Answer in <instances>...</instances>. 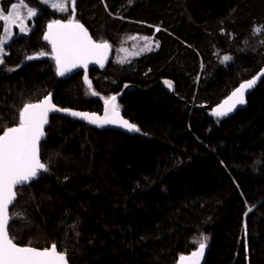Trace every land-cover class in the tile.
<instances>
[{"label":"trees","instance_id":"trees-1","mask_svg":"<svg viewBox=\"0 0 264 264\" xmlns=\"http://www.w3.org/2000/svg\"><path fill=\"white\" fill-rule=\"evenodd\" d=\"M28 1L33 27H15L0 63V134L48 93L60 107L101 112L126 83L117 106L139 131L51 115L40 145L47 171L18 187L10 208L14 242L55 244L70 264H175L201 242L204 264H264V77L229 118L196 107L218 103L263 65L264 31L253 30L264 26V0H72L75 20ZM59 18L98 40L141 32L159 45L63 79L44 39Z\"/></svg>","mask_w":264,"mask_h":264},{"label":"snow or ice","instance_id":"snow-or-ice-1","mask_svg":"<svg viewBox=\"0 0 264 264\" xmlns=\"http://www.w3.org/2000/svg\"><path fill=\"white\" fill-rule=\"evenodd\" d=\"M52 6L61 11L65 10L60 4H53ZM28 15L29 17L35 16L36 11L29 8ZM0 19L5 20V22L22 21V16L14 5L7 15L0 12ZM48 29L49 31L44 38L52 44L58 75H64L71 67H76L78 64L86 66L88 61L93 58L98 63L102 62L108 45L93 42L79 23L70 20L68 23L62 24L55 21L48 25ZM21 31L23 32L25 29L22 27ZM253 31L254 33L264 31V26ZM5 43V38L0 37V54H3ZM40 55L44 54L41 53ZM32 58L28 57V59ZM228 59L230 58L224 57L225 61ZM2 62L0 59V63ZM260 75L264 76V72ZM259 78L260 76H257L240 84L224 104L214 111V114L222 117L231 112L237 105L244 104L246 102V90L251 89ZM115 101V96L105 101L107 107L103 123L119 122L129 131H139L135 125L120 119L119 109ZM54 110L70 111L55 108L51 104L50 96L45 97L39 103L25 104L19 112L18 125L7 127L0 135V264H67L66 253L58 251L55 244L50 248L45 247L43 250L32 246H18L8 231L9 222L14 219V216L10 215L9 212V206L15 202L17 197V192L14 189L37 177L39 172L47 171V166L39 158L38 145L44 136L43 127L47 123L48 113ZM70 114L87 119L91 123H97L99 120L94 114L79 112H70ZM203 239L206 240L207 238L204 237ZM205 247V243L201 242L198 251L192 253L194 264H199V258L203 255ZM184 259L181 257V262Z\"/></svg>","mask_w":264,"mask_h":264},{"label":"water","instance_id":"water-1","mask_svg":"<svg viewBox=\"0 0 264 264\" xmlns=\"http://www.w3.org/2000/svg\"><path fill=\"white\" fill-rule=\"evenodd\" d=\"M55 21H59L60 23L64 24V23H68L70 20H66V19H62V18H59V19H56L54 21H51V22H48L45 26V30H44V37H45V34L48 33L49 29H48V25L49 24H52L53 22ZM73 21V20H71ZM74 22H77L79 23L80 25L83 26V28L85 29V31L88 33V36L91 38V40L95 43H106L108 45V48L105 50V53H104V58L102 60V62L98 63L96 62V60L93 58V59H90L87 63V65H83V64H78L76 67H71L70 70L66 71L64 73V75H58L57 74V66H56V74L58 77L60 78H63V79H66L68 77H70L71 75L77 73V72H84L85 76L86 74L88 73V71L91 69V68H95V69H98V70H102L103 68H105V66L108 64V62L110 61L111 57H112V46L109 42H100V41H97L93 36L92 34L90 33V31L88 30V28L84 25V23H82L81 21H74ZM45 39V38H44ZM46 40V39H45ZM49 44H50V47H51V51L53 53V55L55 56V53L53 52V47H52V44L46 40ZM55 65H56V61H55ZM264 72V63L262 65V67L259 69V71H257L253 76L241 81L239 84H237L224 98H222L218 103L214 104V105H197L196 107L197 108H203L207 111V113L210 115V116H213V117H217L219 119H226V118H229L231 117L234 113H236L238 110L240 109H243L247 106V103H248V96L252 93V91L255 89V87L260 83V81L263 79L264 76H261L260 74ZM257 76H260V78L257 80V83L251 88V89H248L246 90L245 92V103L244 104H239L237 105L231 112L227 113V115H224L222 117H218L214 114V111L217 110L220 105L224 104V102L228 99L229 96H231V94L236 90V88H238L240 86V84L242 83H245L247 82L248 80H251L253 79L254 77H257ZM161 83L162 85L164 86L165 90L168 92V93H171L174 97H176V94H175V86H174V83L172 80L170 79H167V78H164L161 80ZM131 88V85L126 83L123 88L117 92V93H114L112 95H110L108 98H106L104 100V103H103V108L101 110V112H97V111H91V110H79V109H73V108H65V107H60L58 106L57 104L54 103L53 101V93H48L45 97H48L50 96V99H51V104L55 106V108L57 109H68L70 110L69 112H65V111H50L48 113V118L51 116V115H61V116H65V117H70L72 119H75V120H79L81 122H84V123H87L89 124L90 126L92 127H95V128H98V129H111V130H116V131H121V132H124V133H127L129 135H132L134 133H136V131H129L127 128L121 126V124L119 122L117 123H103V120H104V117H105V114H106V104H105V101L108 100L109 98L115 96L116 97V101H115V104L116 106L118 105L119 103V100L122 98V96L127 92L129 91ZM45 97H43L42 99L38 100V101H34V102H30V103H27V104H35V103H39L41 100H43ZM119 109V108H118ZM70 112H79V113H88L89 115H95L96 117L99 118V120L97 121V123H91L89 122V120L87 119H83V118H80V117H75V116H72L70 114ZM119 115H120V119L121 120H126L128 121L129 123L135 125L137 127V125L133 122H131L129 119H127L122 111L119 109ZM48 118H47V123L44 125L43 127V131H44V136L41 138V140L39 141V158L41 160V157H40V145L43 141V139L45 138V130H46V127H47V124H48ZM18 125V124H17ZM17 125H14V126H17ZM14 126H11V127H14ZM138 128V127H137ZM6 130V129H5ZM3 132L0 134L2 135ZM42 162V161H41ZM43 163V162H42ZM40 174V172H39ZM39 174L37 175V177L31 179L30 181H28L27 183L23 184V185H20V186H17L16 189L18 187H23L25 185H27L28 183H31L33 182L34 180H36L39 176ZM16 189H14L16 191ZM13 205V204H12ZM12 205L9 206V212H10V208L12 207ZM11 221V220H10ZM10 223V222H9ZM17 244V243H16ZM18 246H29V245H20V244H17ZM206 247L204 249V252H203V255L199 258V264H204L205 262V259H206V255H207V251L209 249V246L207 244H205ZM52 246V245H51ZM50 246V247H51ZM34 247V246H32ZM48 247V248H50ZM37 248V247H35ZM198 248H199V244L193 248L192 250H190L189 252L187 253H183L181 254L175 264H194V258L192 257V253L198 251ZM39 250H43L41 248H37ZM58 249V248H57ZM59 251V250H58ZM181 257H184V261L181 262ZM67 264H70L68 259H67Z\"/></svg>","mask_w":264,"mask_h":264},{"label":"rangeland","instance_id":"rangeland-1","mask_svg":"<svg viewBox=\"0 0 264 264\" xmlns=\"http://www.w3.org/2000/svg\"><path fill=\"white\" fill-rule=\"evenodd\" d=\"M1 1V0H0ZM42 3L45 5H48L50 8H53L59 13H67V17L69 19H74V15L70 13L72 12V0H42ZM53 4H60L64 7L65 10L61 11L59 8H55L52 5ZM17 7V10L19 11L20 15L22 16V21L21 20H13L9 22H5V20L0 19L3 21L4 24V32L2 34V37L5 38L6 43L3 45V54H0V59L3 58L4 55H6V45L10 42V40L13 38L15 34V27L18 29L20 34H28L32 27H33V18L35 16L29 17L28 15V9H34L37 14V9L33 7L32 3L29 2L28 0H14L11 4H9V7L6 11H4L1 6H0V12H2L4 15H7L8 11L12 9L13 6ZM23 5V7H21ZM73 13V12H72ZM24 28L25 31H21V28ZM160 26H154L153 29L156 33L157 29H159ZM7 33V34H6ZM112 33V38L108 36L109 39H102L100 38L99 40L96 39L97 41L100 42H109L112 46V59L116 62H129L133 60L134 58H138L141 55L147 53L154 47H157L159 45V41L157 38L153 35H146L141 32H134V33H129L121 38L119 37L120 34L117 33L115 34L114 32ZM110 39H113L112 41ZM111 60V59H110Z\"/></svg>","mask_w":264,"mask_h":264},{"label":"bare ground","instance_id":"bare-ground-1","mask_svg":"<svg viewBox=\"0 0 264 264\" xmlns=\"http://www.w3.org/2000/svg\"><path fill=\"white\" fill-rule=\"evenodd\" d=\"M262 67V66H261ZM259 71V70H258ZM253 76V75H252ZM118 107V106H117Z\"/></svg>","mask_w":264,"mask_h":264}]
</instances>
